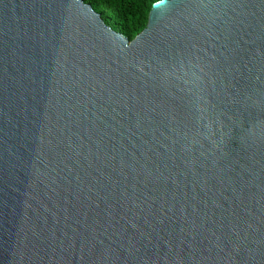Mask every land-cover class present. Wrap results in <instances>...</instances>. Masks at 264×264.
Returning a JSON list of instances; mask_svg holds the SVG:
<instances>
[{
  "label": "water",
  "instance_id": "1",
  "mask_svg": "<svg viewBox=\"0 0 264 264\" xmlns=\"http://www.w3.org/2000/svg\"><path fill=\"white\" fill-rule=\"evenodd\" d=\"M0 264H264V0H0Z\"/></svg>",
  "mask_w": 264,
  "mask_h": 264
},
{
  "label": "trees",
  "instance_id": "2",
  "mask_svg": "<svg viewBox=\"0 0 264 264\" xmlns=\"http://www.w3.org/2000/svg\"><path fill=\"white\" fill-rule=\"evenodd\" d=\"M160 0H84L105 22L132 40L146 26L151 6Z\"/></svg>",
  "mask_w": 264,
  "mask_h": 264
}]
</instances>
